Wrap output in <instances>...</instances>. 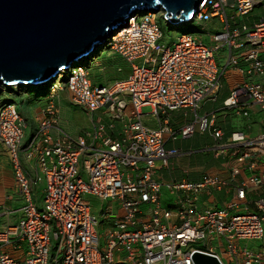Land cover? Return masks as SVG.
<instances>
[{
	"label": "built area",
	"instance_id": "obj_1",
	"mask_svg": "<svg viewBox=\"0 0 264 264\" xmlns=\"http://www.w3.org/2000/svg\"><path fill=\"white\" fill-rule=\"evenodd\" d=\"M256 10L253 23L242 20ZM162 16L138 11L108 38L109 53L131 65L125 80L97 86L87 62L59 78L71 102L93 117V126L72 136L59 129L54 103L42 112L25 143L27 161L34 160L45 178L42 210L28 197L31 178L19 162L26 124L15 105L0 106V143L27 195L23 217L0 232V264H195L197 253L219 264H264V245L248 250L240 244L264 239V192L255 199L248 192L264 188V119L256 135L234 133L227 141L218 125L222 110L248 119L256 106L264 115V0H201L192 22L204 27L206 42L187 33L165 44ZM230 69L241 84L222 110L202 113L220 99ZM145 107L152 109L149 114H142ZM96 113L101 115L95 118ZM178 113L182 125L175 129L171 118ZM145 118L157 127L146 126ZM197 128L211 136L216 159L233 163L230 181L209 173L194 182L173 180L175 159L191 152L167 143L189 139ZM161 169L170 182L158 178ZM246 170L261 175L243 181ZM189 174L181 171L182 177ZM41 180L36 174V182ZM163 186L175 196L173 210L162 208ZM215 193L226 195L223 208L203 206L204 197ZM87 195L118 202L120 213L113 215L111 208L103 213L104 245ZM243 210L246 214H234ZM11 249H25L23 259Z\"/></svg>",
	"mask_w": 264,
	"mask_h": 264
},
{
	"label": "water",
	"instance_id": "obj_2",
	"mask_svg": "<svg viewBox=\"0 0 264 264\" xmlns=\"http://www.w3.org/2000/svg\"><path fill=\"white\" fill-rule=\"evenodd\" d=\"M201 0H0V87L54 82L103 46L138 11L189 21ZM191 23V22H190ZM196 264H217L196 254Z\"/></svg>",
	"mask_w": 264,
	"mask_h": 264
},
{
	"label": "rangeland",
	"instance_id": "obj_3",
	"mask_svg": "<svg viewBox=\"0 0 264 264\" xmlns=\"http://www.w3.org/2000/svg\"><path fill=\"white\" fill-rule=\"evenodd\" d=\"M259 13V10H256L254 13L250 14V17L255 16ZM248 16V17H249ZM247 18V17H246ZM242 19L245 22H248V19ZM161 26L163 28L165 37L163 42L167 45H171L175 39H177L182 33H190L196 37L202 38L204 35L202 32L204 27L202 25H199L198 22H193L189 25H183V26H177L172 27L169 26L162 17L160 18ZM205 42L207 40V36H204ZM203 38V39H204ZM96 53L94 52L93 55L86 58L88 63L90 64V78L92 82L97 86H107L112 82H115L116 80H120L122 78H127L131 75V65L123 61L118 56H113V58H110V54L108 52V49L105 47H101L96 49ZM101 51V52H100ZM97 56V57H96ZM92 58L94 61V66H91ZM229 74V73H228ZM227 74V75H228ZM64 75V74H63ZM61 75L60 77H62ZM227 75L225 78H227ZM65 79H62V81ZM232 82V85L234 86L235 82L239 81L238 76H236V80L232 81V78L229 80ZM59 85V84H58ZM9 89V88H6ZM18 89L20 91V88H14ZM235 88H232L234 90ZM3 90V89H2ZM0 90V91H2ZM63 90L59 95V97H56V103H60V109H61V120L62 123L60 125V128L62 131L70 134V135H78L86 130H90L92 127V122L90 116L86 113V110H84L82 107L76 106L71 102L70 97L68 98V91L64 89V87L61 86V89ZM4 91V90H3ZM2 91V92H3ZM54 91V90H53ZM51 91V92H53ZM58 91V90H57ZM6 92V90H5ZM56 93V90L54 91ZM20 98H22L23 102L17 103V108L19 109H25L27 108L30 103L36 102V95L29 92H19ZM23 97L25 100H23ZM38 102V101H37ZM45 106V103L43 104ZM223 102L217 103L216 106L214 104H208L202 111V113L213 111L214 109L221 108L222 110ZM43 106V107H44ZM42 109V108H41ZM40 109V110H41ZM150 107H145L142 109V114L146 115L151 112ZM220 112L219 115L225 114L226 119L221 118L222 121H226L227 123H230V127L234 130V122H236V119H242V118H236V116L232 113H228V111L225 113ZM251 111L258 112V107H253ZM101 113H96L94 116L95 118H98ZM180 117V113L176 115ZM264 115L260 117V122L263 121ZM242 127H243V120H239ZM144 124L149 127H155L156 121L152 120L150 118L144 119ZM239 128V127H238ZM33 130V125L29 122L27 130L25 131V137L26 139H29L31 132ZM56 131L53 132L55 134ZM177 144L178 148H182V150L185 153H190L191 155H183L181 157H178L176 161V175L181 178V171L188 170L191 168V176H198L202 172H213L211 171L214 166L221 165L222 167L225 166L221 163V161L216 160L214 157V151H213V142L210 138L208 133L201 134V132L197 128V133L189 139H179L175 142ZM219 171V170H218ZM198 174V175H197ZM191 177V178H192ZM164 181V180H163ZM165 182H169V180L165 179ZM249 193L255 192L254 190L248 191ZM255 199V198H254ZM218 199L214 197L211 201H215L216 208H223V205L217 201ZM85 201L89 204L91 208V213L93 216L96 217L99 223V227L97 228L98 234L100 235V242L101 245H104V239L103 235L106 231V221H103V214L102 212L112 209V213H120V208L118 206V202H112L110 200L103 202L98 197L87 195L85 196ZM175 202V198L170 196L169 191L165 186L162 187L161 190V204L163 209L170 208L173 206ZM41 206V205H40ZM215 206V205H213ZM142 212L145 213V215H150L151 212H149L148 206L141 207ZM234 214H246V212L239 211L234 212ZM241 246L248 250H257L259 247H261L264 244V241H241ZM194 248H201L200 244L193 245Z\"/></svg>",
	"mask_w": 264,
	"mask_h": 264
},
{
	"label": "crops",
	"instance_id": "obj_4",
	"mask_svg": "<svg viewBox=\"0 0 264 264\" xmlns=\"http://www.w3.org/2000/svg\"><path fill=\"white\" fill-rule=\"evenodd\" d=\"M248 16H246L247 18L246 17L243 18V19L246 18L249 20L247 23H253V21L255 20L254 18H257L256 17L257 14L255 17L254 16L248 17ZM110 58L112 59L113 56L110 55ZM227 74H228L227 78H225V80H224V89H223L222 94L220 96V99L218 100L217 103L223 102L229 96L230 92L232 91V88L238 87L242 82V77L237 72L230 69L229 71H227ZM236 76H238L239 81L235 82V84L233 86L232 82H230L229 80L232 78V81L233 80L235 81ZM125 79L126 78H122V79L116 80V81H121V80H125ZM50 97L51 96H49L46 99L47 102L49 101ZM56 97L58 98L59 95L56 94ZM69 97L70 96L68 94V98ZM23 100H25L24 97H23ZM46 100H45V102L40 103V104L30 103V105L27 108H25L24 110L20 109V113L24 117V119L27 123V126H28L29 122L33 125V129L37 126L36 122L38 123L39 111L41 108H43V106H44L43 104L47 103ZM5 101H10L11 103H15V105H17V103H20V94L13 95L12 93L3 92V96H2V98H0V102H5ZM216 104H214V105L216 106ZM217 109H221V108H217ZM178 114H174L173 117L171 118L172 126L175 129L179 128L182 125V122L180 119L182 117L181 113H180V117L176 116ZM261 116H262V113H260V111H258V112L251 111V115L248 119H243V118L242 119H236V122H234V126H233L234 130H233L232 127H230V125H229L230 123H227L225 120L222 121L221 118L224 117V119H226V115L224 116V113L221 114L220 118L218 119V125L221 127V129L225 133L224 141L229 140L231 138L232 134H234V133H247L249 136H254L257 133H259L260 124L262 121L260 122V120H258V119H260ZM239 120H243V127H242ZM247 125L251 126L250 130L247 129ZM156 127H157V124L155 127H152V128H156ZM210 138H211V136H210ZM27 140L28 139H25L24 145H23L21 152L19 154V160H20L19 162L23 166V168L26 172V175L29 178H31L30 185H29L28 197L40 209V208H42V203H43V199H44V190H45L46 183H45L44 175L42 174L41 170L36 166V162L34 160L27 161V159H26L25 143ZM175 142L176 141L168 142L167 148L177 147V144ZM212 142H213V140H212ZM180 149H182V148H180ZM216 160L221 161V163L225 166H223V167L221 165L214 166L211 170L213 172H208V173L216 174V175H219V176H222L225 178H227L229 176V178L231 179V175H229V173H230V169H231V166L233 163L230 162L229 160H227V158H225V159L218 158ZM188 171H189V173H191V168L188 169ZM205 172L206 171L202 172L201 174H203ZM260 172H261V170H259L258 173L255 171L246 170L243 173V181L251 178L254 175L260 176L261 175ZM36 174H38L42 178L41 181L36 182ZM158 178H160V180L162 182H165V179H167L169 181L171 179L170 177H168L167 172L165 170H162V169L158 171ZM195 178H196V176H195ZM236 181L241 182L242 177H238V179ZM262 192H264V188L261 189L260 191H258L257 195L262 193ZM229 193H230V191H229ZM222 194H224V193H222ZM228 195H230V194H228ZM26 197H27V195H24L20 191L19 184H18L17 179L15 177L14 163H13L12 158L10 157L9 151L3 144L0 143V231L6 225L17 223L23 217V213H22L21 209L24 207V205L26 203ZM204 202H207V201L205 200ZM11 252L15 258L23 259L25 249H22L20 251L11 249Z\"/></svg>",
	"mask_w": 264,
	"mask_h": 264
},
{
	"label": "clouds",
	"instance_id": "obj_5",
	"mask_svg": "<svg viewBox=\"0 0 264 264\" xmlns=\"http://www.w3.org/2000/svg\"><path fill=\"white\" fill-rule=\"evenodd\" d=\"M142 11H144V10H142ZM162 12V11H161ZM195 14V13H194ZM163 16H164V13H163ZM163 16H162V19H163ZM194 16V15H193ZM193 16H192V18H193ZM192 18L189 20V21H187L186 23H183L182 25H189V24H191V23H193L192 22ZM164 20V19H163ZM191 22V23H190ZM169 25V24H168ZM182 25H176V26H172V25H169V26H172V27H177V26H182ZM184 34H187V33H184ZM184 34H181L180 36H182V35H184ZM179 36V37H180ZM109 38V37H108ZM108 40V39H107ZM107 40L104 42V44H103V46H101V47H104L105 46V44H106V42H107ZM101 47H99V48H101ZM106 48V47H105ZM95 53H96V50L94 51ZM94 52H92L89 56H91V55H93V53ZM109 52V51H108ZM111 54V53H110ZM89 56H87V57H89ZM112 56H114V55H112ZM86 57V58H87ZM97 57V56H96ZM86 58H84V59H82V60H80V61H78V62H87L88 63V61L86 60ZM83 60H85V61H83ZM95 61V60H94ZM81 62V63H82ZM89 64V63H88ZM72 65H74V64H72ZM71 65V66H72ZM91 66H94V62L91 64ZM89 67H90V64H89ZM70 69V67L69 68H67L66 70L68 71ZM66 70H64L63 72H62V75L63 74H65L67 71ZM61 76V75H60ZM60 76L54 81V82H52V83H57V84H59V78H60ZM121 81H123V80H121ZM61 82H62V79H61ZM66 81H64L63 82V84L65 83ZM116 82V81H115ZM47 83H50V82H47ZM47 83H44V84H36V85H31V86H25V85H22V86H24V87H40V86H43V85H46ZM113 83V82H112ZM111 84V83H110ZM65 85V84H64ZM22 86H9V87H7V88H9V89H14V88H20V87H22ZM58 86H60V89H61V85L59 84ZM4 91H3V90ZM64 89H66V86L64 87ZM0 90H2L3 92H5V90H6V88H4L3 86L2 87H0ZM15 91H18V89H14ZM66 91H68L67 89H66ZM69 93V92H68ZM51 97L49 98V101L47 102V103H45V106L39 111V115H38V120L40 119V117H42V112L46 109V107L49 105V104H51V103H54L57 107H58V109H59V112H60V124H59V129L62 131V129L60 128V125H61V123H62V120H61V109H60V103L58 104V103H56L55 102V100H56V93L53 91V92H51V95H50ZM69 96H70V99H71V95H70V93H69ZM6 104H13V105H15V103H4V102H1L0 103V106L1 105H6ZM16 106V105H15ZM254 107H256V106H254ZM16 108H17V106H16ZM17 110H18V108H17ZM18 112H19V110H18ZM211 112V111H210ZM86 113L90 116V118H91V122H92V126H93V117L86 111ZM19 114H20V116L23 118V120H24V122H25V124H26V129H27V123H26V121H25V119H24V117L21 115V113L19 112ZM36 125L38 126V123L36 122ZM37 126L33 129V131L31 132V135L35 132V130H36V128H37ZM26 129H25V131H26ZM62 132H64V131H62ZM64 133H66V132H64ZM197 133V132H196ZM66 134H68V133H66ZM31 135H30V137H31ZM70 135V134H69ZM72 136H74V135H72ZM76 136V135H75ZM30 137H29V139H30ZM192 138V137H191ZM25 139H26V137H24V141H25ZM28 139V140H29ZM27 140V141H28ZM177 148V147H176ZM180 149V148H179ZM176 160V159H175ZM175 167H176V161H175ZM205 173H208V172H205ZM209 174H211V173H209ZM200 175V174H199ZM198 175V176H199ZM213 175H216V174H213ZM229 175H230V173H229ZM198 176H196V178H195V176L194 177H192L191 178V175L189 174V175H187L186 177H182V175H181V178L180 177H178L177 175H176V171H175V179H173V180H178V181H181L183 178L184 179H186L187 181H190V182H194V181H196L197 179H198ZM219 176V175H218ZM220 177H222V176H220ZM222 178H224V179H226V180H231L230 178H229V176L227 177V178H225V177H222ZM172 179H170V181H171ZM169 181V182H170ZM164 183H168V182H164ZM46 187V186H45ZM166 187V186H165ZM162 190V189H161ZM168 190V189H167ZM169 191V190H168ZM255 192H253V193H249V196L250 197H252V198H256V195H257V192L256 191H258V190H254ZM169 193H170V191H169ZM44 196H45V190H44ZM160 196H161V192H160ZM170 196H172V197H174L175 198V196H173V195H171L170 194ZM214 197H216L218 200L217 201H219V203H221L222 205L225 203V199H226V195H224V194H222V193H215L214 194V196L212 197V198H209V196H206V197H204V200H203V206H206V207H213V208H216V202L215 201H211ZM101 200V199H100ZM207 201V202H204V201ZM254 200V199H253ZM103 202H105V201H103ZM33 203V202H32ZM175 203V202H174ZM43 204H44V199H43V203H42V208H38L34 203H33V205L38 209V210H42L43 209ZM213 205H215V206H213ZM167 209H170V210H173L174 209V204H173V206H171L170 208H167ZM217 209H219V208H217ZM221 209V208H220ZM105 212V211H104ZM104 212H102V214L104 213ZM116 213H113V215H115ZM103 216V215H102ZM100 222V221H99ZM18 223V222H17ZM14 224H16V223H14ZM9 225H11V224H9ZM8 225H6L5 227H7ZM5 227L2 229V230H4L5 229ZM1 230V231H2ZM0 231V232H1ZM262 241H264V239L262 240ZM258 242V241H257ZM264 245V244H263ZM262 245V246H263ZM197 254H199V253H197ZM196 255V254H195ZM201 255V254H200ZM205 256V255H204ZM51 257H52V254H51ZM213 259V258H212ZM193 260H194V257H193ZM215 260V259H214ZM216 261V260H215ZM217 262V261H216ZM194 263H195V261H194ZM196 264V263H195ZM217 264H219L218 262H217Z\"/></svg>",
	"mask_w": 264,
	"mask_h": 264
},
{
	"label": "trees",
	"instance_id": "obj_6",
	"mask_svg": "<svg viewBox=\"0 0 264 264\" xmlns=\"http://www.w3.org/2000/svg\"><path fill=\"white\" fill-rule=\"evenodd\" d=\"M183 26V25H182ZM184 34V33H182ZM94 54V53H93ZM94 61H91V63H93ZM82 63H86L85 62H82ZM87 64V63H86ZM65 80H63L60 85L62 87H65V85L63 84ZM55 91L56 90V94H60L63 90H60V86H58V84L55 82V83H47L46 85H43V86H40V87H20V91H15L14 89H6V93H12L13 95H18L19 92H29L30 93H33L36 95V102L34 103H43L45 102V100L51 95V91ZM58 90V91H57ZM3 96V92L0 91V98H2ZM38 101V102H37ZM20 102H22V98H20ZM47 102V100H46ZM56 102V100H55ZM1 103V102H0ZM4 103H11L10 101H5ZM19 112H20V109H19Z\"/></svg>",
	"mask_w": 264,
	"mask_h": 264
},
{
	"label": "bare ground",
	"instance_id": "obj_7",
	"mask_svg": "<svg viewBox=\"0 0 264 264\" xmlns=\"http://www.w3.org/2000/svg\"><path fill=\"white\" fill-rule=\"evenodd\" d=\"M126 26H127V25H126ZM126 26H125V27H126ZM125 27L122 26L121 29H123V28H125ZM121 29H120V30H121ZM116 35H117L116 33L113 34V36H116ZM107 39H108V38H107ZM98 48H99V47H98ZM98 48H97V49H98ZM94 50H96V49H94ZM96 51H97V50H96ZM100 52H101V51H100ZM83 61H85V60H83ZM92 61H94L93 58H92ZM81 62H82V61H81ZM81 62H75L74 65L70 66V69H74V68L79 67V66L81 65ZM66 71H67V70H66ZM61 75H62V74H61ZM3 87H4V88H7V87H5V86H3Z\"/></svg>",
	"mask_w": 264,
	"mask_h": 264
}]
</instances>
